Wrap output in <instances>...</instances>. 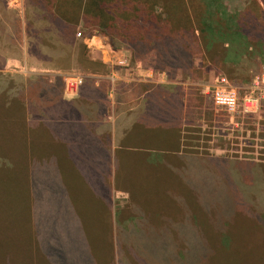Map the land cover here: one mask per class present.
<instances>
[{
    "label": "rangeland",
    "instance_id": "obj_1",
    "mask_svg": "<svg viewBox=\"0 0 264 264\" xmlns=\"http://www.w3.org/2000/svg\"><path fill=\"white\" fill-rule=\"evenodd\" d=\"M21 1L27 25L24 32L18 29L20 45L3 47L2 53L14 58L0 59V74L12 77L0 96V111L9 115L8 122L0 118V264L8 260L9 264H159L156 247L167 248L168 255L175 251L184 259L191 244L183 240L186 234L175 224L182 223L188 211L203 215L193 199L196 194L200 200L203 189L211 219L204 218L201 235L210 240V246L216 239L228 243L214 246L218 253L208 264H264V208L259 203L264 199V107L255 119L246 118L242 124V119L219 108L212 96L221 77L240 97L248 95L254 78L264 69L263 45L254 37L231 44L239 36L236 19L235 25L224 26L234 38H224L225 43L212 51L201 49L190 76L172 79L155 72L149 60L143 65L134 61L130 51L113 50L102 31L83 25L75 38L85 44L86 52L67 49L61 35L53 32L54 25L36 13L35 1ZM222 1L234 17L257 12L254 0ZM45 3L48 9L55 5L54 0ZM248 26L255 33L260 31L257 24ZM49 30L53 31L49 34ZM260 33L264 35L263 30ZM87 36L91 39L86 40ZM65 53L80 61L75 58L72 63ZM151 71L157 73L154 80L175 84L173 91L162 89L158 97L180 103L179 130L170 110L160 103L144 121L126 113L138 107L150 89L153 79L141 82L150 80ZM31 75L46 77L53 86L41 98L42 108L48 110L41 124L30 107L24 117L22 111L4 106L14 84L23 88L24 97L31 96L32 90L24 88ZM58 97L66 103L79 102L83 117L72 108L52 104ZM151 98L157 99L156 95ZM57 119H64L58 128L54 127ZM72 125L90 126L102 142L107 140V148L85 143L89 132ZM178 132L180 155L172 152ZM200 159L204 162L195 165ZM40 168L44 180L35 177L34 181L32 173L42 176ZM178 172L192 180L193 173H200L201 195L193 193ZM212 174L215 194L227 191L234 199H250L248 210L241 209L229 222L228 238L217 226L220 204L208 198L207 180ZM226 177L237 183L236 192ZM178 195L186 196V207L177 202ZM137 212L144 213V219ZM255 214L262 224L251 218ZM164 235L161 242L151 241L150 236ZM160 264L178 263L169 257Z\"/></svg>",
    "mask_w": 264,
    "mask_h": 264
},
{
    "label": "trees",
    "instance_id": "obj_2",
    "mask_svg": "<svg viewBox=\"0 0 264 264\" xmlns=\"http://www.w3.org/2000/svg\"><path fill=\"white\" fill-rule=\"evenodd\" d=\"M34 1L35 9H37L36 13L45 16L43 18L54 25V31L49 30L47 33L50 34L51 31L59 33L64 43L68 45L67 49H82L84 55L87 50L85 44L75 38L77 28L83 25L85 29L102 31L110 39L113 50L130 51L133 54L134 61L143 65L149 60L151 62L150 66H152L155 72L164 73L167 77L172 79L177 78L178 75L184 77L190 76L194 57L196 54H199L201 49L204 48L206 51H212L225 43L224 38L231 36L234 38L235 36L233 34L225 33V27L230 24L231 26L235 25L237 20L236 26L238 27L239 36L237 40H232V43L229 42L236 45L240 41L238 39H251V37H254V42L262 44L264 47V35L260 33V31L263 30L264 34V0H254L253 4L257 7V12L249 10L238 17L231 16L228 13L222 0H54L55 5L52 7L53 10L48 9L45 0ZM251 22L260 27L258 33L253 32L249 26L246 28V25H249ZM258 37L261 38L258 39ZM85 39L88 40L91 39V37L87 36ZM19 45L20 44L17 45V48ZM66 57L67 60L69 59L72 63H75V58L78 60L80 59V57L75 55L70 56L68 53ZM216 60H218V58L214 59L213 62ZM47 67L52 66L47 65ZM11 82L12 77L0 74V84H4V88H0V96ZM49 84L50 80L48 78L31 75L24 86V88L27 86L29 87L27 88L28 91L32 90L31 96L24 97L23 88L16 87L14 84V87L10 90V98L5 100L4 106L18 109L17 112L20 110L23 114L24 110L27 111L30 107L33 113L41 118L40 124L44 123L43 120L46 119L48 110L42 108L41 98L43 94L47 92V88H53V86ZM0 102H2V99H0ZM52 104L57 105V107L72 108L79 118L83 117L82 111L78 107L80 104L79 102L66 103L63 98H59L57 101L53 99ZM54 105L52 107H55ZM164 107L166 111L170 110L174 119H180L179 105L174 106L173 109H170L171 107L167 104ZM1 117L8 122L9 115L6 111H0V118ZM62 121H64V119H57L55 121L57 123H54V127H60L63 123ZM40 124H37V126L41 129L42 126ZM71 127L75 129L78 128L80 132H82V130L89 132V135H87L88 141L83 140L85 143L90 144L94 148H97V146L107 148V140L104 139L102 142V139L96 137V134H94L90 126L85 127L79 125L76 127L72 125ZM3 135L8 137L4 132ZM107 136L108 141H110L109 134ZM119 142L120 138L117 137L116 143L119 144ZM10 158L12 159V157ZM201 162L202 161H199V164ZM187 163L190 165V162ZM194 163L197 165L198 161L195 160ZM253 167L255 168V165ZM40 169L42 170V168ZM43 172L42 170V176H40L39 173H32L34 181L36 178H38L39 181L44 180L45 175ZM199 174L200 173H194L192 180L190 177L184 176L182 172H178V175L183 179L185 184L192 188L193 193L198 191L200 194L202 190L201 188L198 189V186L200 187L201 184L203 185L204 180L202 181L203 183L200 184ZM213 179L214 174H212L210 180H207L208 191L210 192L208 198L210 201L215 199L219 202L220 211L218 219L220 226L218 227L221 229L219 233H224L223 236L228 238L230 237L227 231L229 222L241 209L244 212L248 210V207L251 205L250 199H234L228 196L226 193L227 191H221L222 194H215L216 190ZM226 181L228 185L230 184L229 187H232L236 192L237 183L227 177ZM203 192L204 189L202 191L203 196L200 195L204 198ZM193 196L198 198L196 194ZM259 203L260 206L264 208V199L261 198ZM206 212L210 213V210ZM137 213L142 216L141 219H144V213ZM246 214L248 215L249 213ZM257 215L255 214V216L251 218L262 224V218ZM136 228H138L137 224ZM179 232H185L183 234H186V237L183 240L191 244L189 245V249L185 251L186 254L184 259L186 262H183L184 259L182 256L176 254L175 251L173 254L168 255L165 253L167 251L165 249L167 248L162 249L161 247H156L155 249L161 254L158 258L159 264L169 257L173 258L178 264H208L210 259L215 257L218 253V251L214 249V246L217 247L218 244L222 245L226 242L225 240L224 242H219L216 239L217 242H214L215 245L210 246V240L208 242L204 239L201 235V230L199 233L197 232L195 234H190V231H185V229H180ZM150 237L151 241L153 239L161 242L165 239L166 235L161 238L157 236ZM124 247L128 248L127 246ZM134 251L138 258L144 259L141 252L137 250ZM9 263L10 260H8L6 264ZM144 263L152 264L147 261H144Z\"/></svg>",
    "mask_w": 264,
    "mask_h": 264
},
{
    "label": "crops",
    "instance_id": "obj_3",
    "mask_svg": "<svg viewBox=\"0 0 264 264\" xmlns=\"http://www.w3.org/2000/svg\"><path fill=\"white\" fill-rule=\"evenodd\" d=\"M24 11H25V9L23 10V8H22V1L21 0H0V59L12 60L14 58L12 55L2 53V51H3V47H6V45H8L10 48L12 46V43L14 44V46L16 45V48H17V45H18V27L22 28L23 32H24V27H26V25H27L25 18H24ZM4 44H5V46H3ZM150 75H151L150 80H148V81L143 80L145 82H141V83H146V82H150L151 79H153V81L150 82V86H148V87H150V89H148L145 92V94H143L141 96V98L139 99L138 107H136V108L132 107L130 109V112H126L127 115H129L131 117H135V120H137V121H144L145 117L150 114L151 108L154 106H157L158 103L162 104L163 106H165L166 104H169L171 106L172 105L176 106L179 104V106H180L179 102H178V104L174 105L172 99H166V98L158 97V95H161V93H158L160 90L169 89V90L173 91L175 88V84L171 83V82H164L163 80H160V78H159V80H154L157 76V73H154V71H151ZM144 85H146V84H141V86H144ZM151 95H156L157 99L151 98ZM147 96L150 98H148ZM156 100H158L159 102H157ZM163 103H165V104H163ZM179 111L181 114L182 108H180ZM176 121H177L176 126H175V123L169 122V124H171V126H175L176 129L179 130L180 119L177 118ZM141 124H143V123H141ZM168 125L166 126L167 129H168ZM175 137H176V139H175V144L173 147H176V148L173 149L172 152H173V154L180 155V153H181L180 150L182 147V141H181V136L179 135V132L177 133V135ZM197 161L198 162L199 161L204 162L203 159H200ZM193 170H195V169L193 168ZM193 199L196 203L199 204L203 215L199 216L196 212L194 213L193 211H192L193 214H191L188 211L183 222L175 224V226L178 229H185L186 228V231H190V234H195L197 232L199 233V230L202 229L204 218L211 219V217H209L210 214L208 212H204V209L208 210V202L206 203L202 196H201L200 200H199V197L195 199L194 196H193ZM177 202L182 203V204L185 203L184 205L186 207L188 200L186 199L185 195H178L177 196ZM188 207L190 208V206H188ZM212 220L216 222L215 218H212ZM217 220H218L217 226H220V222H219L218 217H217Z\"/></svg>",
    "mask_w": 264,
    "mask_h": 264
},
{
    "label": "built area",
    "instance_id": "obj_4",
    "mask_svg": "<svg viewBox=\"0 0 264 264\" xmlns=\"http://www.w3.org/2000/svg\"><path fill=\"white\" fill-rule=\"evenodd\" d=\"M78 36L80 37L81 34ZM216 81L218 86L212 92L215 104L228 114L242 119V124L244 119H255V116L261 112L260 110L264 107V69L254 78L248 90L249 94L243 97L238 95L237 90L229 84L226 78H217ZM234 117L231 119H235ZM252 149L258 152L257 146H253Z\"/></svg>",
    "mask_w": 264,
    "mask_h": 264
}]
</instances>
